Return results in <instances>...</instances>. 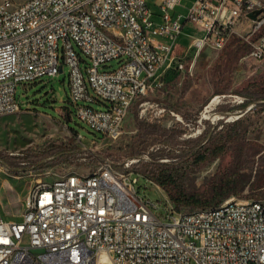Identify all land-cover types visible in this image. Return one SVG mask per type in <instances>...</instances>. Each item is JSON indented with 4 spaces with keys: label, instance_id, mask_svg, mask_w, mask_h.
<instances>
[{
    "label": "built area",
    "instance_id": "1",
    "mask_svg": "<svg viewBox=\"0 0 264 264\" xmlns=\"http://www.w3.org/2000/svg\"><path fill=\"white\" fill-rule=\"evenodd\" d=\"M153 6L157 11L150 0H4L0 117L21 112L19 84L57 76L67 65L75 116L115 142L135 102L158 91L172 72L193 76L201 54L222 51L239 21L258 11L253 31L238 35L250 45V58L264 60V0H193L186 16L176 13L182 0ZM104 24L111 32H103ZM188 24L200 34L182 46ZM116 59L125 62L101 70ZM81 174L38 182L20 222L6 220L0 208V264H264V199L240 206L232 197L228 212L180 211L164 193L161 204L141 193L142 179L164 192L159 184L138 172L125 175L110 161L89 172L88 181Z\"/></svg>",
    "mask_w": 264,
    "mask_h": 264
},
{
    "label": "rangeland",
    "instance_id": "2",
    "mask_svg": "<svg viewBox=\"0 0 264 264\" xmlns=\"http://www.w3.org/2000/svg\"><path fill=\"white\" fill-rule=\"evenodd\" d=\"M2 1L0 0V3ZM13 1L22 3L25 0ZM192 2L193 0H182V6L176 9V13L186 16ZM150 3L157 11L153 0H150ZM186 28L179 38V44L182 46L191 41L186 36L191 29L188 25ZM253 28L252 20L241 19L235 27L237 34L234 36L240 38L238 34H249ZM184 41L187 42L183 43ZM60 47L62 60V42ZM75 48L79 52L78 47ZM183 50L184 47H179L178 54H182ZM249 52L242 54L230 65V51L206 50L199 57L193 76L170 73L164 86L134 103L126 116L123 135L115 142L95 133L75 116V106L70 101L69 66L66 65L63 72L57 76H46L34 82L19 84L16 97L22 110L17 114L0 117V153L21 160L30 155L48 154L52 146L76 147L81 152L55 162L49 168L30 169L20 175L12 174L0 164V208L3 217L9 221L20 222L25 199L38 182L52 183L73 172L89 174L105 161L114 163L119 170H126L125 164L137 157H141V161L134 171L148 179V174L157 168L158 162L168 165L176 162V159L166 156H152L151 153L167 149L155 141L157 136H150L148 142L140 143V127L136 118L146 123H155L160 128L175 129V138L178 141L197 140L209 124H232L237 119L236 116L223 119L218 113V108L240 104L243 98L234 92L247 80L264 73V60L250 58ZM124 62L120 59L113 60L107 66H102L101 70L115 71ZM82 67L84 69L85 65ZM215 98L216 104L209 107ZM143 103L146 104L142 105ZM93 107L97 110L106 108L104 104H94ZM160 109L166 111L160 113ZM171 111L181 116L183 122L177 121ZM248 116L241 117L253 122L249 137L258 148L250 152L255 159V171L250 175L255 176L256 170L264 171V112H250ZM173 148L181 150L180 146L173 145L166 151ZM260 156L263 158L260 159ZM220 165L221 160L218 159L199 168L190 169L189 163H179L174 167L188 172L185 182L189 189H199L216 173ZM29 167L27 165L25 168ZM140 186L141 193L151 202L161 204L162 193L168 195L164 189V192H161L154 184L144 179L141 180Z\"/></svg>",
    "mask_w": 264,
    "mask_h": 264
},
{
    "label": "trees",
    "instance_id": "3",
    "mask_svg": "<svg viewBox=\"0 0 264 264\" xmlns=\"http://www.w3.org/2000/svg\"><path fill=\"white\" fill-rule=\"evenodd\" d=\"M258 37L253 38L256 41ZM250 45L234 35L222 51L229 52V63L232 65L244 53L250 51ZM243 98L238 105L220 106L218 113L223 119L232 116H248L250 112H264V73L247 80L243 86L234 92ZM239 117L232 124L224 122L209 124L197 140L178 141L175 129L160 128L155 123H146L137 119L140 127L139 141L146 143L149 137L157 136L158 141L167 149L151 153L153 157L166 156L176 159L172 164L158 162L157 168L148 174V178L159 184L168 194L174 206L180 211H196L221 205L232 197L240 199H264V171H255V159L250 152L258 148L249 137L253 122ZM248 119L249 116H248ZM223 121V120H222ZM183 134V132H181ZM180 146L181 150H168L171 146ZM48 154L30 155L16 159L0 153V164L12 174L30 169H46L55 162L67 159L70 155L81 152L76 147H51ZM263 156H260L262 159ZM140 159L141 157H137ZM221 160L216 173L199 189H189L186 185L188 172L175 169L179 163H189L190 169L200 167L215 160ZM29 165V168H25ZM127 172V170L120 169ZM249 173V174H248Z\"/></svg>",
    "mask_w": 264,
    "mask_h": 264
},
{
    "label": "bare ground",
    "instance_id": "4",
    "mask_svg": "<svg viewBox=\"0 0 264 264\" xmlns=\"http://www.w3.org/2000/svg\"><path fill=\"white\" fill-rule=\"evenodd\" d=\"M3 2L4 0L0 4H3ZM6 10H13V3H6ZM103 32H111V24H104ZM216 100L217 99L215 98L209 107H211L212 105L214 106L216 104L215 102ZM134 169L135 168H126L127 172H125V175H136V171H134ZM88 180H89V174H81V181H88ZM56 181H64V176ZM257 205H259V199H248V206H257ZM240 206H247V199L246 200L240 199ZM229 208H230V201H225L221 205L217 206V212H228Z\"/></svg>",
    "mask_w": 264,
    "mask_h": 264
},
{
    "label": "crops",
    "instance_id": "5",
    "mask_svg": "<svg viewBox=\"0 0 264 264\" xmlns=\"http://www.w3.org/2000/svg\"><path fill=\"white\" fill-rule=\"evenodd\" d=\"M187 27V26H186ZM188 28H190L191 29V32H187L186 33V36H188L189 37V40H191L193 37H196V36H198L199 34H200V32H199V30L197 29V28H195L193 25H191V24H188ZM187 28H185V30H186ZM184 33H185V31H184ZM183 33V34H184ZM189 40H187V41H189ZM187 41H184L183 43H186ZM190 43V42H189Z\"/></svg>",
    "mask_w": 264,
    "mask_h": 264
},
{
    "label": "water",
    "instance_id": "6",
    "mask_svg": "<svg viewBox=\"0 0 264 264\" xmlns=\"http://www.w3.org/2000/svg\"><path fill=\"white\" fill-rule=\"evenodd\" d=\"M260 12H261V11H258V12H256L255 14H250L249 17H250L252 20H255L256 17L260 14ZM241 116H242V115H240V116H236V117H237V119H238V118L241 117Z\"/></svg>",
    "mask_w": 264,
    "mask_h": 264
}]
</instances>
